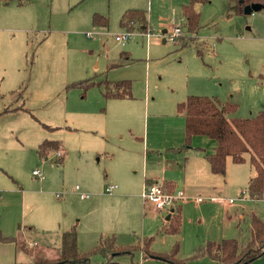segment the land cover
Returning <instances> with one entry per match:
<instances>
[{
  "label": "rangeland",
  "instance_id": "1",
  "mask_svg": "<svg viewBox=\"0 0 264 264\" xmlns=\"http://www.w3.org/2000/svg\"><path fill=\"white\" fill-rule=\"evenodd\" d=\"M25 1L20 6L17 0H7L8 5L0 0V111L25 108L0 119L5 133L0 166H8L12 174L3 168L4 175H15L24 195L13 196L11 206L2 210L17 214L22 227L30 228L27 242L39 244L27 245L33 257L22 251L20 255L34 261L46 251L44 246H61L62 218L75 222L82 236L115 235L123 247L153 237L150 248L157 253L170 252L178 242L177 256L188 258L186 264H217L209 257L192 256L208 241L238 237L240 230L247 236L250 216L264 217V199L252 201L242 193L255 174L249 161L227 159L216 196L232 203L212 202L205 192L197 195L202 201L196 195L177 201L176 207L182 201L179 235L165 234L168 214L157 210L156 215L144 203V174L146 169L149 174L164 170L173 176L179 170L173 165L175 154H165L161 147L179 135L180 148L185 149V118L177 108L188 96L237 103L231 117L249 118L264 109V6L246 14L238 12L237 0L196 4L199 28L187 34L183 5L189 0ZM129 9L145 11L149 22L122 45L116 36L127 31L120 21ZM95 14L106 24L95 25ZM175 26L183 35L172 42L163 30L172 32ZM88 79L96 84L87 90L71 85ZM106 80H129L133 98H106L101 83ZM12 130L22 139L15 141ZM45 140L61 143L67 153L63 160L57 151L47 159L38 153ZM203 141L215 144L207 136H195L192 145L206 148ZM37 169L45 181L33 175ZM108 184L119 188L109 195ZM76 186L91 195L93 204L80 199ZM118 261L172 264L142 251ZM250 264H264V256Z\"/></svg>",
  "mask_w": 264,
  "mask_h": 264
},
{
  "label": "trees",
  "instance_id": "2",
  "mask_svg": "<svg viewBox=\"0 0 264 264\" xmlns=\"http://www.w3.org/2000/svg\"><path fill=\"white\" fill-rule=\"evenodd\" d=\"M209 0H189L183 5V16L186 20L184 33L195 34L199 28L200 13L195 9L196 4H204ZM239 13H244L248 4H262L264 0H237ZM106 24L99 14L93 17L95 25ZM148 17L145 11L138 9L127 10L121 18L120 24L130 32H142L148 27ZM104 85L106 98L132 99V85L129 80L117 82H101ZM96 84L93 80L74 82L72 86H81L87 90ZM239 105L231 101H221L213 96L190 95L178 104V112L185 118L184 148L191 147L195 136H207L214 140L216 147L207 156L214 174H225L227 159L231 158L236 164L249 161L255 174L243 191L250 200L264 199V109L259 110L252 117H231L238 111ZM17 110L6 108L4 113ZM59 141L45 140L38 146V153L46 159L51 151H60ZM182 150L181 148L176 149ZM248 155V156H247ZM150 183V182H148ZM171 191L175 186L167 183ZM168 189V188H167ZM181 206L169 213L170 223L162 228L165 234L179 235L181 230ZM172 214V215H171ZM79 233L77 226H72L62 233V245L58 258H43L35 256L33 264H122L118 258L122 255L134 256L136 251H142L146 257L155 258L172 264H186L188 258L179 259L177 254L180 245L177 242L170 252L157 253L151 250L152 238L146 237L143 244L139 242L132 246H119L115 235H101L89 251L83 252L78 245ZM0 242L18 243L20 251L33 256L34 250H29L24 241L17 236H6L0 232ZM100 256L102 262H93ZM264 256V217L252 214L247 236L239 232L235 238L223 239L220 243L208 241L205 247H199L192 258L209 257L217 264H250Z\"/></svg>",
  "mask_w": 264,
  "mask_h": 264
},
{
  "label": "crops",
  "instance_id": "3",
  "mask_svg": "<svg viewBox=\"0 0 264 264\" xmlns=\"http://www.w3.org/2000/svg\"><path fill=\"white\" fill-rule=\"evenodd\" d=\"M5 1H6V4L8 5L9 3H7V0H5ZM17 3L20 6H23L26 3V1L25 0H17ZM163 31H166V33L168 32V30H166V29ZM166 33H163V34L166 35ZM7 107H9V106H7ZM12 107H13V109L17 108V110H13V111H20L21 109H25L23 105H17V106H12ZM13 111H10V112H13ZM10 112L4 113V110L0 111V119L2 118V120H3L5 118H7L5 116H7ZM181 125H182L181 131L182 130L184 131L185 130V122H183ZM2 130L0 131V147H1V142L5 138V133ZM146 135L148 136V132L146 133ZM11 136L14 138L15 141H16V139H15L16 137L17 138L19 137L20 139H22L21 136L16 134L15 130L11 131ZM172 137H173V135L171 136V140L166 142L161 147V149L163 152L164 151L166 152L165 154H168V151H171V153L175 154L176 163L173 162V165H174V167L179 168V170L176 172L175 175L168 176V175H165L164 170H162L161 174H159L155 171H152L151 174H149L148 169H146V172L144 174V184L146 185L148 182H160V183H164L166 185L167 183H169V184L175 186V189L173 191H182L184 193V199L186 198V195H188V196H195L196 195L197 196L199 193L205 192L210 196V200L212 202L229 204V202L227 203V202L218 201V199H224L227 201L226 198L216 196L219 192V186H220V180H221L220 178L222 175H225V174H214L211 170L209 161L207 159V156L214 152L215 147H216V143L213 144L212 147H210V144L206 145L203 141V144L206 145V148H204L200 145H198V146L192 145L191 147L177 151L176 149L180 148V145L182 144L183 141L180 139L181 136H179V135L173 139H172ZM184 138H185V134H184ZM21 144L23 147H25V144L23 142ZM145 146L148 147V141L145 143L143 148H145ZM4 148H6V147H4ZM62 151H63V158H64L67 153H65V150H63V149H62ZM208 151H211V152H208ZM22 155L23 154H20V160L21 161H22ZM63 158H62V160H63ZM165 158H167V157L165 156ZM12 159L14 160L15 157H13ZM15 163H18V161H15ZM3 168L6 170L8 169L9 173H11L7 165L0 166V171L5 172V173L0 172V232L6 236L20 237V235L22 234L23 235L22 239L26 243V245H28V246L39 245L35 242L34 243L27 242V237L29 236L30 228L28 227V225H25V228L22 227V224L19 222V220L17 218V214L7 213L6 209L2 210V208L7 207V205L11 206V200H12L13 196H15L18 199L22 198V197L24 198V195H22L21 192L19 191L20 189H18L17 177L15 175L14 176L13 175H6L7 176L6 177L4 175V174H6V171ZM253 176H254V172L252 175L249 176L248 182L250 181V179ZM45 180H46V178H45ZM243 191H242V193H243ZM56 197H57V195H56ZM57 198L59 199L61 197H57ZM90 199H91V196L88 199H81V200L82 201H90L89 204H93V201H91ZM199 199H201V196H199L197 198V200L202 201ZM229 200H232V199H229ZM96 201H94V203ZM95 204H97V203H95ZM147 206L153 207L152 205H147ZM180 206L182 209V201H180ZM175 210H176V206L174 208V211ZM153 211L156 212L157 210H153ZM159 212L160 213L165 212V214H168L165 217V220H169V218H171V217H169L170 215H169L168 211L160 210V211H158V213ZM156 215H158L157 212H156ZM162 217H164V216H162ZM63 220L64 219L61 218V222H64L62 233L69 230L72 226L76 225L75 222H71L68 219H65L64 221ZM60 227H59V229H60ZM62 233H61V240H62ZM101 235H105V234L101 233L100 236ZM98 239L99 238H96V236L94 234L91 236L90 233L86 236H82L81 231H80L79 237H78V245H79L80 250L83 251V250H87L90 247L92 248L93 246L96 245ZM117 244L119 246H121L118 243V241H117ZM61 245H62V242H61ZM44 249H46V251L43 252V250H42L43 254H41L42 255L41 257L53 259V258L59 257L61 246L59 245L58 248L55 250V249L49 248L47 245V246H44ZM20 253H21V251L19 249L18 243L0 242V264H33L34 263L35 257H34V261H29L27 258H23L20 255ZM25 255H27V254H25ZM47 255H51V256H47ZM27 256H30V255H27ZM30 257H33V256H30ZM102 261H103L102 258L99 256H97L93 259V262H96V263L102 262Z\"/></svg>",
  "mask_w": 264,
  "mask_h": 264
},
{
  "label": "built area",
  "instance_id": "4",
  "mask_svg": "<svg viewBox=\"0 0 264 264\" xmlns=\"http://www.w3.org/2000/svg\"><path fill=\"white\" fill-rule=\"evenodd\" d=\"M134 32L126 31L122 34H118L116 36V40L120 42L122 45H125L133 36ZM183 35L182 28L180 26L174 27L172 32L166 34L167 40L174 42L178 37ZM150 36V34H149ZM149 36H147L149 38ZM57 158L63 157V151H58L56 153ZM33 175L36 176L40 181L45 179V176L41 172V170L37 169L33 171ZM118 189L117 184H109L106 187V193L109 195L114 194V192ZM76 190L79 192L80 187L76 186ZM79 196L81 199H88L91 195L84 192H79ZM142 199L146 205H152L155 210H165L170 213L174 212V208L176 206L177 201L180 199H184V193L182 191L170 192L164 183L160 182H150L145 185L144 190L142 192ZM57 197H60L57 194ZM202 200V199H199ZM220 202H228L224 199H218ZM230 203L233 200L229 201Z\"/></svg>",
  "mask_w": 264,
  "mask_h": 264
},
{
  "label": "water",
  "instance_id": "5",
  "mask_svg": "<svg viewBox=\"0 0 264 264\" xmlns=\"http://www.w3.org/2000/svg\"><path fill=\"white\" fill-rule=\"evenodd\" d=\"M244 0H241L243 2ZM259 6H263L262 4H247L244 8V13L251 14L255 9H257ZM163 33H166V31H163ZM170 217V216H169ZM168 217V218H169Z\"/></svg>",
  "mask_w": 264,
  "mask_h": 264
}]
</instances>
